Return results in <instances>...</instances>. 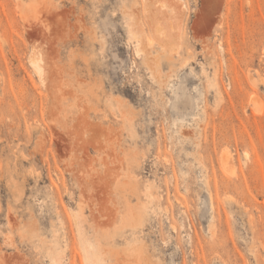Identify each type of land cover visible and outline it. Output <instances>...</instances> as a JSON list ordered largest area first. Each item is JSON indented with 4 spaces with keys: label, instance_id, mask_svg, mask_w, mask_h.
Instances as JSON below:
<instances>
[{
    "label": "rangeland",
    "instance_id": "1",
    "mask_svg": "<svg viewBox=\"0 0 264 264\" xmlns=\"http://www.w3.org/2000/svg\"><path fill=\"white\" fill-rule=\"evenodd\" d=\"M0 264H264V0H0Z\"/></svg>",
    "mask_w": 264,
    "mask_h": 264
},
{
    "label": "bare ground",
    "instance_id": "2",
    "mask_svg": "<svg viewBox=\"0 0 264 264\" xmlns=\"http://www.w3.org/2000/svg\"><path fill=\"white\" fill-rule=\"evenodd\" d=\"M229 159V157H227Z\"/></svg>",
    "mask_w": 264,
    "mask_h": 264
}]
</instances>
